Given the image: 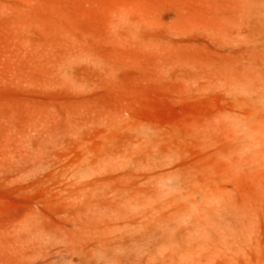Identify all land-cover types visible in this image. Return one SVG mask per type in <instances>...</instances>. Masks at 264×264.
I'll list each match as a JSON object with an SVG mask.
<instances>
[{"label": "rangeland", "instance_id": "1", "mask_svg": "<svg viewBox=\"0 0 264 264\" xmlns=\"http://www.w3.org/2000/svg\"><path fill=\"white\" fill-rule=\"evenodd\" d=\"M239 4L0 0V264H218L173 234L235 210L234 259L264 264V156L233 160L234 83L264 78Z\"/></svg>", "mask_w": 264, "mask_h": 264}, {"label": "bare ground", "instance_id": "2", "mask_svg": "<svg viewBox=\"0 0 264 264\" xmlns=\"http://www.w3.org/2000/svg\"><path fill=\"white\" fill-rule=\"evenodd\" d=\"M239 1L249 30L254 35L251 52L256 57L264 59V0ZM245 68V77L234 83L238 100L246 107V112L237 125L243 127V135H248V139L243 138L234 151L233 160L238 162L243 157L258 159L264 156V78L258 79L255 74L248 76V72L252 70L248 65ZM254 72L258 74L257 71ZM232 215L234 218V223L231 224L232 228L223 218L216 220L214 217L207 216L203 223H194L195 225L189 226L185 232L174 233V239L181 246L192 242V246L194 245L196 248H203L210 242L217 241L220 247L233 250L231 252L233 254H225L218 264H237L234 255L242 252V244L248 242L246 232L249 229V220L244 211L235 210ZM227 234H230L231 237L226 238ZM233 238L236 241L234 240L232 243Z\"/></svg>", "mask_w": 264, "mask_h": 264}]
</instances>
